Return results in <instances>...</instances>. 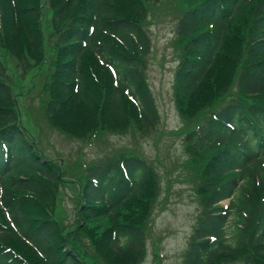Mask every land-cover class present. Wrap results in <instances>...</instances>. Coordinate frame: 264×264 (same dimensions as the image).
Returning a JSON list of instances; mask_svg holds the SVG:
<instances>
[{
  "label": "trees",
  "instance_id": "trees-1",
  "mask_svg": "<svg viewBox=\"0 0 264 264\" xmlns=\"http://www.w3.org/2000/svg\"><path fill=\"white\" fill-rule=\"evenodd\" d=\"M160 2L0 0V264L146 257L148 217L161 192L153 165L125 153L65 179L60 162L27 134L8 58L18 60L22 78L47 70L42 99L55 128L79 139L128 125L151 132L160 120L145 76L146 24ZM179 6L175 104L187 118L212 106L183 138L201 205L184 264H264V0ZM65 181L76 189L74 223L59 219ZM106 221L102 233L91 229Z\"/></svg>",
  "mask_w": 264,
  "mask_h": 264
},
{
  "label": "rangeland",
  "instance_id": "rangeland-1",
  "mask_svg": "<svg viewBox=\"0 0 264 264\" xmlns=\"http://www.w3.org/2000/svg\"><path fill=\"white\" fill-rule=\"evenodd\" d=\"M182 1L161 0L149 8L146 29L152 47L145 76L147 87L157 103L160 120L157 128L151 132L139 131L136 126L128 125L124 129L102 130L90 138L79 139L76 135L55 128L49 123L42 99L47 70L34 69L22 78V73L17 70L18 60L8 58L22 122L29 131L27 134L38 143L45 158L60 162L65 179H78L93 163L125 153L143 157L159 174L161 192L148 217L150 232L147 255L141 264H184L189 237L201 210L196 193L198 178L193 169L196 165L190 162L183 138L201 122V117L212 106L201 111L205 114L187 118L186 113L183 115L175 104L173 84L180 47L176 46L174 40ZM47 15L50 16L49 13ZM58 190L59 219L74 223L72 197L76 189L73 183L65 181ZM239 194L240 189L237 190ZM228 202L226 200L222 204L227 207ZM126 210L123 208L122 214L130 213ZM108 224L109 221H106L90 227L102 233Z\"/></svg>",
  "mask_w": 264,
  "mask_h": 264
}]
</instances>
